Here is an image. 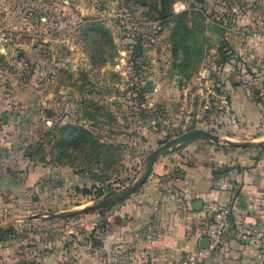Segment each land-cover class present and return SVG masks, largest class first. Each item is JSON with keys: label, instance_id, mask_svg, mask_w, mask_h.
<instances>
[{"label": "rangeland", "instance_id": "1", "mask_svg": "<svg viewBox=\"0 0 264 264\" xmlns=\"http://www.w3.org/2000/svg\"><path fill=\"white\" fill-rule=\"evenodd\" d=\"M156 2L0 0V27L24 33L20 47L0 46L5 166L34 182L20 205L0 204V219L35 216L0 226V264H37L32 246L45 232L127 194L165 142L196 128L189 109L199 82L264 81L238 22L253 10L264 33V0H175L163 15ZM180 2L186 10L174 14Z\"/></svg>", "mask_w": 264, "mask_h": 264}, {"label": "crops", "instance_id": "2", "mask_svg": "<svg viewBox=\"0 0 264 264\" xmlns=\"http://www.w3.org/2000/svg\"><path fill=\"white\" fill-rule=\"evenodd\" d=\"M238 22L252 35L253 53L264 62V33L254 11L240 15ZM257 81L225 85L236 123L223 118L197 127L191 121L196 123L191 132L203 129L221 140L195 135L167 148L127 196L101 207L79 208L72 216L74 224L72 218L65 221L67 229L45 232L36 240L31 254L38 257L37 264H174L187 251L203 248L201 240L206 237L201 234L211 212L227 206L232 209L225 234L228 246L203 248L199 264H264V81ZM0 127V204L4 209L14 202L20 205L34 182L22 168L5 166L9 159L3 145L9 136L5 126ZM33 216H6L0 226ZM84 217L91 223L84 226L80 222Z\"/></svg>", "mask_w": 264, "mask_h": 264}, {"label": "built area", "instance_id": "3", "mask_svg": "<svg viewBox=\"0 0 264 264\" xmlns=\"http://www.w3.org/2000/svg\"><path fill=\"white\" fill-rule=\"evenodd\" d=\"M184 10L186 5L182 2L174 7L175 13ZM23 36L24 33L21 31L0 27V46H14ZM189 112L191 118L198 124H207L210 120H223V118L229 119L232 123L237 121V114L228 89L221 85L209 84L207 80L191 88ZM231 216L232 209L228 206L211 212L201 234L202 237L209 239V249L223 250L228 246L225 234L231 226ZM204 251L203 248L189 250L174 264H199Z\"/></svg>", "mask_w": 264, "mask_h": 264}, {"label": "water", "instance_id": "4", "mask_svg": "<svg viewBox=\"0 0 264 264\" xmlns=\"http://www.w3.org/2000/svg\"><path fill=\"white\" fill-rule=\"evenodd\" d=\"M1 119L4 121V122H7L8 119H7V113L5 111H2L1 112ZM194 121V120H193ZM179 135V134H178ZM195 135H200V136H208V137H211V138H214L215 140H221L219 136L217 135H212L210 132L206 131V130H196V131H190L188 133H184V134H181L179 135L178 137L174 138V139H171V140H168L167 142H165V144L163 145V147L160 149L159 152H157L150 160H149V164L147 165V167L145 168V171H144V174H143V177L141 178V180L134 186L132 187V189L127 193L125 194L124 196H120L118 197V195H111L110 197H107L106 199L104 200H101V202L99 203H94L92 205H89L88 207L82 209L83 211L84 210H88L89 208H97V207H101V206H104V205H107L111 202H115V201H118L122 198H124L125 196H127L133 189H135L147 176L148 172H149V169L151 167V165L153 164V162L156 160V158H158L159 155H161L167 148L171 147L173 144L177 143V142H180L182 140H186V139H189L191 138L192 136H195ZM225 141V140H224ZM229 144H235L231 141H228L226 140ZM76 210L73 212L75 213ZM32 218H35V216H33ZM201 247L203 248H209V239L208 238H203L201 240Z\"/></svg>", "mask_w": 264, "mask_h": 264}, {"label": "trees", "instance_id": "5", "mask_svg": "<svg viewBox=\"0 0 264 264\" xmlns=\"http://www.w3.org/2000/svg\"><path fill=\"white\" fill-rule=\"evenodd\" d=\"M174 2H175V0H158V2H156V4H155V7H156V8H161V15H163L162 13L164 12V9H165L167 6H169V5H171V4H174ZM184 11H185V10H184ZM184 11H182V12H180V13H175V12L173 11V13H174V14H181V13H183ZM166 16H167V15H165L164 17H166ZM20 45H21V44L17 43V44L14 45V47H20ZM82 192H83V193H89V190H82ZM104 210H105V209H101L100 212L103 213ZM0 243H4V240L1 239V240H0Z\"/></svg>", "mask_w": 264, "mask_h": 264}, {"label": "bare ground", "instance_id": "6", "mask_svg": "<svg viewBox=\"0 0 264 264\" xmlns=\"http://www.w3.org/2000/svg\"><path fill=\"white\" fill-rule=\"evenodd\" d=\"M90 205V204H89Z\"/></svg>", "mask_w": 264, "mask_h": 264}]
</instances>
